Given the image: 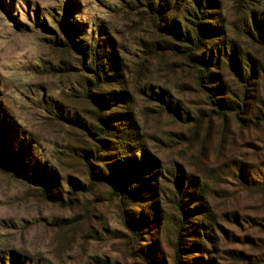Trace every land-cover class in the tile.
I'll return each instance as SVG.
<instances>
[{"label":"rangeland","instance_id":"obj_1","mask_svg":"<svg viewBox=\"0 0 264 264\" xmlns=\"http://www.w3.org/2000/svg\"><path fill=\"white\" fill-rule=\"evenodd\" d=\"M72 1L77 6L68 0H0L2 153L6 136L14 149L21 143L31 166L55 174L46 178L50 195L63 192L61 202L48 200L35 181L38 174L26 175L19 163L15 168L21 171L11 170L0 157V264L11 259L22 264H173V196L185 192L189 215L181 264H264V186H255L264 182V122L241 128L231 115L221 119L211 113L194 73L178 58L148 50L147 45L167 39L141 9L129 6L131 0ZM221 1L225 19L238 20L233 0ZM246 1L264 12V0ZM80 35L87 45L104 47V58L113 46L123 70L119 81L129 99L118 104L123 108L117 113H130L136 130L127 126L128 118H113L108 148L100 163H92L104 177L119 168L130 177L126 207L111 193L109 180L70 194V184L88 185L79 157L95 149L84 125H95L93 115L102 110L84 90L94 87L89 58L63 46L75 45L68 41ZM238 40L257 67L247 102L250 118L264 114V50ZM218 72L220 96L236 101L238 84L226 68ZM149 89L177 100L182 118L161 111L156 99L144 95ZM133 158L147 164L128 170ZM118 190L126 192L125 186ZM127 219L138 231L137 243L130 240ZM134 248L142 249L150 263Z\"/></svg>","mask_w":264,"mask_h":264},{"label":"trees","instance_id":"obj_2","mask_svg":"<svg viewBox=\"0 0 264 264\" xmlns=\"http://www.w3.org/2000/svg\"><path fill=\"white\" fill-rule=\"evenodd\" d=\"M68 3L74 7L77 6L72 0H68ZM233 3L236 11H240V18L233 22L225 19L221 0H131L129 6L134 10L141 9V13L153 25L157 34L159 33L161 37L167 39L163 44L147 45L148 50L153 55L170 54L180 60L181 66L189 68L195 75L196 86L204 94L206 104L210 108L211 113L221 119L231 115L241 128H257L264 122V114L250 118L246 116L247 102L249 95H251L250 83L254 72L257 71V67H255L256 63L252 55L239 45L238 39L242 37L252 46L257 47L259 50H264V12L260 11L262 7H256L246 0H233ZM70 22L66 21L65 24L70 29L75 30L76 25H72ZM80 36H83V38L72 37L71 41H68L75 45L67 44L63 46L67 49L74 46L84 56L89 58L88 70H90L92 75L94 87L85 88L84 90L86 97L90 99L91 103H95L98 107L100 106L103 111L98 109L94 113L95 125H84L87 128V135L91 138V145L95 149L94 152H84L82 157H79L81 164L86 169L85 174L88 185L84 186L79 182L72 183L70 184L72 186L70 194L104 184L109 180V183L112 184L111 193L119 200L121 207H126L129 204L128 193H130V191H126V185L130 177L123 175L124 171L120 168L121 172H111V176L104 177L100 171H98L99 173L95 172L97 169L93 167L92 163H100V154L108 148L109 141L105 138H110L112 130H114L112 119L122 116L123 118H128L130 123L132 122L130 113H117L118 109L123 108L118 104H126L125 101L129 99L128 92L124 90L125 86L121 85L119 81L123 76V70L113 46L110 45L109 57L104 58L102 54L104 47L99 45L98 42V45H87L84 35ZM110 60H112L111 63ZM223 67L226 68L231 78L239 86V97L236 101L224 100L220 96V90H223L222 85H215L217 81H221V75L218 71ZM93 91H98L99 93L95 94ZM144 95L156 99L155 101L160 104L158 108L164 113L175 118H182V105L164 90L157 89L155 91L149 89V91L144 92ZM112 103L115 106L113 108L109 107ZM67 120L70 121V119ZM198 120L194 119V122ZM72 122L78 124L77 120ZM127 126L132 130H136L132 123ZM130 134H132L131 131ZM4 144L7 145V149L5 153H2L3 147L0 145V157L8 160L11 165L9 168L13 170L12 168H15V164L18 165L17 163H19L23 166L26 175H30V173L38 174L35 177V181L43 186L44 197L55 203L61 202L60 193L63 195L62 191L51 193V195L48 191L50 183L47 179L53 176L55 179L52 169H47L39 164L31 166L27 162V158L24 155L25 147L21 143L14 149L10 139L6 136ZM140 157L147 160L145 155L142 156L141 154ZM130 163L128 170L137 169L139 166L142 167L147 164L142 163V165H139L135 158ZM111 166H106V168L110 169L112 168ZM15 169L17 172L18 170L21 171L19 168ZM176 180L179 187L178 181L181 180L180 177ZM258 185L264 186V182L255 186ZM117 186L122 189L125 186L126 192L119 191ZM186 194V192L179 195L174 193L173 196V208L177 216L174 230L173 264H181L185 223L189 215L187 202L185 201ZM127 220H124V224L131 232L130 240L137 243L138 240L135 236L138 231L130 224L129 219ZM214 240L215 238L212 239V241ZM133 251L137 253L139 258H143L150 263L148 256L143 253L142 249L134 248ZM7 262L8 264H22L13 259Z\"/></svg>","mask_w":264,"mask_h":264}]
</instances>
